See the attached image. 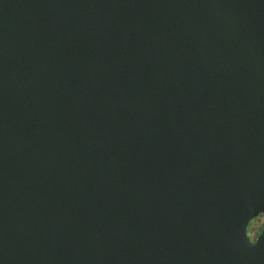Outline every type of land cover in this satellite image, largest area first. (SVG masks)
Instances as JSON below:
<instances>
[{
    "label": "water",
    "instance_id": "obj_1",
    "mask_svg": "<svg viewBox=\"0 0 264 264\" xmlns=\"http://www.w3.org/2000/svg\"><path fill=\"white\" fill-rule=\"evenodd\" d=\"M264 0H0V264H264Z\"/></svg>",
    "mask_w": 264,
    "mask_h": 264
},
{
    "label": "flooded vegetation",
    "instance_id": "obj_2",
    "mask_svg": "<svg viewBox=\"0 0 264 264\" xmlns=\"http://www.w3.org/2000/svg\"><path fill=\"white\" fill-rule=\"evenodd\" d=\"M260 219H263V222L257 227V229L255 230V233H251L252 223H254L256 220H260ZM263 224H264V217L262 215L259 216L257 219L252 220V222L250 223L249 228H248V236L253 243H255L256 240L258 239V237L260 236V234L263 230Z\"/></svg>",
    "mask_w": 264,
    "mask_h": 264
},
{
    "label": "rangeland",
    "instance_id": "obj_3",
    "mask_svg": "<svg viewBox=\"0 0 264 264\" xmlns=\"http://www.w3.org/2000/svg\"><path fill=\"white\" fill-rule=\"evenodd\" d=\"M263 222V219L256 220L254 223L251 225V233H255V230L257 227Z\"/></svg>",
    "mask_w": 264,
    "mask_h": 264
}]
</instances>
